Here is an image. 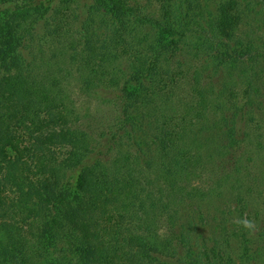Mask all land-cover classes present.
Wrapping results in <instances>:
<instances>
[{"label":"trees","instance_id":"trees-1","mask_svg":"<svg viewBox=\"0 0 264 264\" xmlns=\"http://www.w3.org/2000/svg\"><path fill=\"white\" fill-rule=\"evenodd\" d=\"M92 1L101 32L71 0H0V264H59L46 237L80 246V264H264L257 0L219 2L211 29L186 20L193 0ZM41 25L49 52L32 45ZM73 89L111 90L110 127L81 129ZM144 119L153 149L135 138Z\"/></svg>","mask_w":264,"mask_h":264},{"label":"rangeland","instance_id":"rangeland-1","mask_svg":"<svg viewBox=\"0 0 264 264\" xmlns=\"http://www.w3.org/2000/svg\"><path fill=\"white\" fill-rule=\"evenodd\" d=\"M222 1L227 0H193V3L185 2L186 6L182 7L185 9V17L188 21H194L198 25L202 27H207L211 29L214 22L217 19V4ZM70 8H76V13L78 15L77 22L82 21L83 26L87 27L89 31L92 33L97 31H102V25L100 24L101 18L100 16L95 13L96 6L93 5L92 0H71L69 4ZM252 14L254 17L260 21L262 25V29L258 30L255 34L256 42H259V37H262L264 42V0H257L256 3L251 5ZM85 23V25H84ZM195 25L196 24H192ZM250 25V24H248ZM99 27V29H98ZM36 35H31L30 38L33 41L34 46H38L37 52L44 50L45 52H49L52 48V45L47 42V27L41 25L37 29H35ZM42 39V40H41ZM43 41V44H42ZM197 41V40H196ZM255 43V42H254ZM49 47H51L49 49ZM244 67V74L250 73V63L247 61ZM229 74L226 77H235L237 81H242V83H238L240 87V91L242 92L245 88L248 81V76L245 77L244 81L243 78H239L236 76V72L232 73V70H229ZM253 83V91L259 87L261 94H264V67L259 69L258 75L255 76ZM73 88V86H71ZM72 97L77 101V108L81 113V118L77 124L81 126V129H85L90 133H97L102 132L108 127H110L111 122L113 121V102H112V92L111 90L105 89L103 91L97 92L95 94L86 95V94H79L80 90L73 89ZM260 97H262L260 95ZM262 101V100H261ZM257 115L261 114V111L256 112ZM261 117H258V119ZM258 123L261 124L259 121ZM152 125L149 123L148 120L144 119L140 126H138L135 130V138L136 141L139 142V145L142 147H149L153 149V144L151 142V130ZM244 127V126H243ZM246 127H255L253 125L246 126ZM254 136L255 134H251ZM264 157L262 158V161ZM260 161V159L258 160ZM261 191L258 197L255 200L250 201L249 211L250 217L256 222L264 223V184L261 186ZM256 214V215H255ZM239 214L234 211L232 221L238 220ZM263 220V221H262ZM229 225V223H227ZM210 226L206 225V228L203 226H199V234L196 237V241L198 244H194L195 247L200 248L203 241L210 247L214 241L211 239L210 233ZM43 246L45 247L47 254L49 257L54 259L59 264H80L81 261L84 259V251L83 249L64 239L55 240L52 237H46L43 241Z\"/></svg>","mask_w":264,"mask_h":264},{"label":"clouds","instance_id":"clouds-1","mask_svg":"<svg viewBox=\"0 0 264 264\" xmlns=\"http://www.w3.org/2000/svg\"><path fill=\"white\" fill-rule=\"evenodd\" d=\"M240 225L245 229L251 230L254 227V222L251 220H241Z\"/></svg>","mask_w":264,"mask_h":264}]
</instances>
